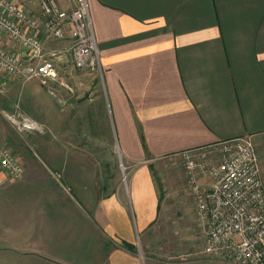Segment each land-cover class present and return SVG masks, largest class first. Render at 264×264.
I'll return each mask as SVG.
<instances>
[{"label":"crops","instance_id":"obj_1","mask_svg":"<svg viewBox=\"0 0 264 264\" xmlns=\"http://www.w3.org/2000/svg\"><path fill=\"white\" fill-rule=\"evenodd\" d=\"M8 1L39 14V0ZM89 6L102 72L75 67L69 36L54 46L59 51L54 61L73 91L57 84L55 94L41 86L48 96L37 99L29 87L24 105L28 110L27 103H34L33 115L50 131L56 169L49 170L76 182L75 203L87 205L108 236L134 245L137 228L151 239L145 233L165 221L170 190L167 178L158 181L156 174L166 168L165 159L182 152L249 137L264 180V0H89ZM21 25L47 42L43 23ZM0 46L25 57L21 45L1 31ZM55 48L45 47L47 52ZM0 77L7 80L3 94L19 92L20 82L1 68ZM120 164L128 170L127 190L110 182ZM33 175L13 181L0 170V228L7 237L0 252L35 249L47 260L54 256L48 237L53 233L22 244L24 232L12 224L20 215L18 198H42L45 192L12 188ZM41 198L36 204L39 200L42 208ZM41 208L30 221L37 218L39 229L53 231ZM129 254L116 249L108 259L127 264Z\"/></svg>","mask_w":264,"mask_h":264},{"label":"built area","instance_id":"obj_2","mask_svg":"<svg viewBox=\"0 0 264 264\" xmlns=\"http://www.w3.org/2000/svg\"><path fill=\"white\" fill-rule=\"evenodd\" d=\"M59 2L42 0L41 13L32 16L19 4L0 0V31L19 43L25 53L24 58H18L0 46V68L14 80L25 83L36 79L55 94L57 84L73 91L54 61L59 51L47 52L44 41L25 32L21 23L31 28L43 23L46 35L55 39L65 38L69 32L75 67L83 72H102L89 0H69L70 10L61 8ZM6 85L7 80L0 77V96ZM5 115L21 133L43 134L46 130L43 123L21 111H5ZM207 148L183 152H195L196 159L203 156L195 161L186 155L183 163L198 219L208 226L201 255L210 261L264 264V180L255 144L251 138L241 137ZM0 170L13 181L26 172L21 160L3 147Z\"/></svg>","mask_w":264,"mask_h":264},{"label":"rangeland","instance_id":"obj_3","mask_svg":"<svg viewBox=\"0 0 264 264\" xmlns=\"http://www.w3.org/2000/svg\"><path fill=\"white\" fill-rule=\"evenodd\" d=\"M41 2L42 0H39V14L41 13ZM59 3L60 7L65 10L72 9L69 0H60ZM68 33L62 39H55L47 35L48 44L44 41L45 47L49 45L50 48H55L54 46H59L60 42H66L65 39L70 36ZM52 50L56 51V48ZM55 62L57 61L55 60ZM19 82L21 84L19 92H5L0 96V147L10 149L23 164L25 163V175L26 173L34 174L27 183L19 182L18 185L12 187L13 189L45 191L42 198L40 197L43 200L41 206H45L42 208L49 216L53 231L46 230L45 227L39 229L42 223L38 222L37 218L30 221L32 212L38 213L41 208L39 196L18 198L20 202L17 203L15 210L20 215L12 224L21 227L24 232L25 236L21 238L22 244L30 242V240L37 242L46 238V233H53V237L50 234L48 237L53 240L54 256H49L50 258L47 260L43 259V255L35 249L24 250L23 254H20L23 257L18 254L7 255L3 251L0 252V264H110L108 257L116 249L129 251L128 257H124L127 264H234L210 261L208 257L201 255L205 246L208 226L198 219L196 202L183 163L186 155L195 158V161L200 160L203 156L196 159L195 152H189L186 155L182 152L178 156L164 160L166 168L164 167L162 172H158L160 176L156 172V177L158 181L164 179L165 182L167 178V187H170V190L167 191L166 219L165 221L160 220L147 230L148 232L146 231L145 236H151L150 240L148 237L144 239V233L136 228V244L132 245L135 248L130 250L119 240L108 236L95 223L94 214L87 205L82 206L81 209L79 204L75 203L71 194L73 191L77 192L76 182H70L61 171L59 173L62 175H58V173L49 170L50 168L56 169L50 160L49 129L45 126L46 130L43 134L21 133L6 117L5 111L11 113L21 111L38 120L34 116L36 115L34 103H27L29 108L28 110L25 108L27 88L33 87V93L37 99H46L48 96L47 91L38 84L36 79L25 83L23 80ZM209 149L206 148V151ZM118 167L119 170L113 173L110 182L111 184H120L127 190L129 185L128 170L122 164ZM22 178L14 181H20ZM201 180L206 181L205 178ZM93 183L100 184V181L94 180ZM46 191L50 193L47 194ZM37 199H39L38 204H36ZM22 200L32 203L27 205ZM34 205H37L38 209L34 210ZM42 208L41 210H43ZM6 238L4 228L1 227L0 242ZM15 239L19 241L20 236Z\"/></svg>","mask_w":264,"mask_h":264},{"label":"trees","instance_id":"obj_4","mask_svg":"<svg viewBox=\"0 0 264 264\" xmlns=\"http://www.w3.org/2000/svg\"><path fill=\"white\" fill-rule=\"evenodd\" d=\"M123 245H125V246H126L128 249H130V250H132V249L135 248L134 246H132V244H129V243H126V242H124Z\"/></svg>","mask_w":264,"mask_h":264}]
</instances>
